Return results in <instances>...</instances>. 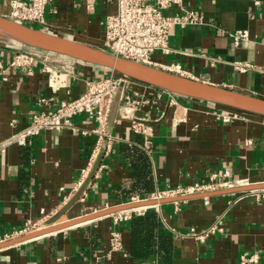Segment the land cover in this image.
Wrapping results in <instances>:
<instances>
[{"label": "crops", "instance_id": "1", "mask_svg": "<svg viewBox=\"0 0 264 264\" xmlns=\"http://www.w3.org/2000/svg\"><path fill=\"white\" fill-rule=\"evenodd\" d=\"M182 4L186 10L199 11L203 21L170 30L167 50L155 51L151 66L264 99V0H182ZM115 10L113 0H95L91 10L78 0H53L46 7V24L29 26L102 48L105 18ZM10 12L9 0H0V16L9 18ZM236 32L247 33L238 45L232 38ZM16 49L12 41L0 37V63L7 64ZM238 62L249 67L236 70ZM4 73L0 238L31 225L40 227L71 200L96 160L97 123L80 115L73 119L71 130L44 131L25 146L7 141L29 125L33 114L55 109L67 90L77 96L85 91L88 78L104 74L101 67L90 64L75 65L73 76L39 67L31 74L14 69ZM125 94L146 101L135 106L134 115L146 118L153 129L149 147L143 148L142 136L130 127L132 120L120 113L125 109L122 100L111 131L106 127L110 147L63 220L144 200L167 188L212 184L216 187L208 192H214L227 189L220 186L223 183H264V117L182 96L175 101L167 95L157 98L141 86L131 85ZM126 147L140 148L149 158L154 189L143 198L125 197L131 182ZM149 208L173 234L168 263L161 256L133 258L128 221L115 224L110 214L0 248V264H238L242 253H256L257 264H264V190L165 202L141 210ZM213 225L221 230L204 241L195 238ZM113 229L121 236L122 249L108 253Z\"/></svg>", "mask_w": 264, "mask_h": 264}, {"label": "built area", "instance_id": "2", "mask_svg": "<svg viewBox=\"0 0 264 264\" xmlns=\"http://www.w3.org/2000/svg\"><path fill=\"white\" fill-rule=\"evenodd\" d=\"M53 0H9L11 12L9 18L16 23L44 26L46 7ZM85 8H94L95 0H78ZM116 5L115 12L106 16L104 21L103 50L120 58L137 63L152 64L151 55L155 51H166L170 30L173 28L185 29L202 23L203 16L199 11L186 10L182 0H113ZM172 9L174 11L172 12ZM235 45L247 38L246 32H236L232 34ZM13 42V41H12ZM17 47L7 64L0 63V90L2 83L7 81L6 69L21 70L27 74L39 67L42 71L49 70L50 73H63L64 75H74V68L77 64L89 65L70 57L42 51L13 42ZM246 64L235 63L234 68L244 71ZM102 68V67H101ZM104 74L99 78H88L85 81L86 89L77 96H71L70 90L66 92V98L61 100L53 110H44L31 116L29 125L21 132L14 134L7 145L15 144L25 146L29 140L44 131L61 132L73 128V119L80 115L93 118L97 123L96 133L98 135V146L94 154L97 156L101 147L106 150L110 147V139L106 134L107 117L112 100L120 84L123 85V98L125 99L124 110L120 113L132 120L130 125L132 131L143 138V148L148 149L153 129L144 117L134 115L135 106L145 100L137 101L129 99L126 88L134 85L151 90L157 98L164 95L169 96L171 101H175L178 95L158 89L154 86L139 82L129 77L118 74L112 70L102 68ZM121 100V101H122ZM44 102V100H41ZM232 116H235L232 115ZM230 116H225L226 120ZM4 147L0 146V151ZM88 173H85V178ZM241 185L240 182L220 184L224 188H232ZM216 186L212 184H192L177 188H167L151 195L150 198L160 200L168 197L188 196L201 192L214 190ZM138 201V200H135ZM134 201V202H135ZM143 213L140 208H132L111 214L113 222L119 223L129 221L134 215ZM41 227V226H40ZM40 227H25L11 235L0 238V243L12 240L25 235ZM221 229L217 225L210 226L195 235L199 241H204ZM122 249V240L117 229L110 232L108 253ZM259 256L256 253H242L238 258V264H257Z\"/></svg>", "mask_w": 264, "mask_h": 264}, {"label": "water", "instance_id": "3", "mask_svg": "<svg viewBox=\"0 0 264 264\" xmlns=\"http://www.w3.org/2000/svg\"><path fill=\"white\" fill-rule=\"evenodd\" d=\"M0 37L27 47L59 54L86 64L106 68L131 79L154 86L158 89L174 93L178 96L209 102L264 117V99L262 98L239 93L224 87L206 84L150 65L126 60L112 55L101 48L63 38L43 30L33 28L29 25L19 24L7 17L0 16ZM123 95V85L120 84L112 100L108 113L106 123L107 132L111 131ZM104 153L105 148L102 147L86 179L71 200L63 206V208L47 219L39 229L29 232L21 237L2 242L0 243V248L127 209L145 206L149 207L165 202L202 198L212 195L264 190L263 183L235 186L219 191L205 192L188 196L168 197L160 200L151 199L149 196L144 200L120 204L118 206L71 220H63L62 217L79 200L87 185L94 178L102 162Z\"/></svg>", "mask_w": 264, "mask_h": 264}, {"label": "trees", "instance_id": "4", "mask_svg": "<svg viewBox=\"0 0 264 264\" xmlns=\"http://www.w3.org/2000/svg\"><path fill=\"white\" fill-rule=\"evenodd\" d=\"M125 158L131 168V182L125 197L141 198L154 189L152 170L147 154L140 148L126 147ZM130 255L138 260L161 256L168 263L173 253V234L166 229L154 208H149L128 221Z\"/></svg>", "mask_w": 264, "mask_h": 264}, {"label": "bare ground", "instance_id": "5", "mask_svg": "<svg viewBox=\"0 0 264 264\" xmlns=\"http://www.w3.org/2000/svg\"><path fill=\"white\" fill-rule=\"evenodd\" d=\"M142 208H143V207H141V209H142ZM141 209H140V210H141Z\"/></svg>", "mask_w": 264, "mask_h": 264}, {"label": "rangeland", "instance_id": "6", "mask_svg": "<svg viewBox=\"0 0 264 264\" xmlns=\"http://www.w3.org/2000/svg\"><path fill=\"white\" fill-rule=\"evenodd\" d=\"M243 112V111H242Z\"/></svg>", "mask_w": 264, "mask_h": 264}]
</instances>
